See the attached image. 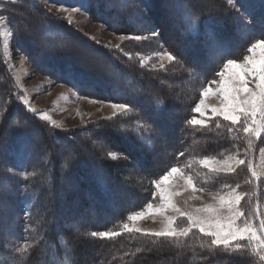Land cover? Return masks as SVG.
Masks as SVG:
<instances>
[{"label":"trees","instance_id":"trees-1","mask_svg":"<svg viewBox=\"0 0 264 264\" xmlns=\"http://www.w3.org/2000/svg\"><path fill=\"white\" fill-rule=\"evenodd\" d=\"M33 1L0 0V17L10 27L15 49L52 81L86 97L128 103L132 110L98 125L71 130L51 127L17 101L0 49V264H11L14 250L24 243L29 244V250L22 264H64L66 260L84 264L80 255L83 237L75 235V229L81 234L85 230L120 233L127 217L148 203L154 173L176 163H191L192 167L197 158L223 157L235 151L234 144L241 146L243 134L233 139L235 133L227 132L228 121L213 118L207 121V128L186 121L196 117L192 109L200 88L222 58L217 56L215 64L206 63L210 34L230 48V58L240 57L246 54L247 45L264 35V7L262 0H232L250 5L251 15L245 18L251 24L244 27L229 0H194L200 22L190 33L185 13L192 0H142L143 7H135L136 0H127V7L123 6L125 0H84L90 5L87 12L91 19L110 31L145 36L159 30L158 42L179 54L181 63L149 70L125 57L126 51H137L135 46L124 45L118 50L101 46ZM59 42L66 46H49ZM192 68L199 75H190ZM146 121H154L157 130L168 132L163 148L158 140L150 142L154 152L146 143ZM217 122L220 128H216ZM22 140L28 155L19 164L15 149ZM246 147L247 142L242 151ZM263 147L261 137L256 149ZM109 150H115L116 159L107 155ZM181 151L183 157L178 156ZM206 176L203 184L210 188L237 182L242 185L239 190L251 191L253 187L244 183L250 177L244 166L218 178L209 172ZM260 186L264 202V182ZM77 203L79 207H75ZM82 208L89 210L88 218L94 223L73 227L78 219L75 213ZM89 241L101 250L95 264H164L174 259L178 264L191 259L192 264H250L252 260L208 248V238L198 232L179 242L128 232L112 240Z\"/></svg>","mask_w":264,"mask_h":264},{"label":"snow or ice","instance_id":"snow-or-ice-1","mask_svg":"<svg viewBox=\"0 0 264 264\" xmlns=\"http://www.w3.org/2000/svg\"><path fill=\"white\" fill-rule=\"evenodd\" d=\"M15 2L16 0H10V3ZM229 3L231 9L238 14L236 19L242 21L244 27L249 26L251 20L246 19L245 16L246 14L249 17L251 15L250 5L233 3L232 0H229ZM123 6H128L127 0ZM134 6L143 7L144 5L142 0H136ZM261 6L264 7V0ZM89 7L87 2H82L79 9L73 8V11L87 10ZM186 9L187 30L193 33L200 22L194 0L186 6ZM64 11L67 10L64 9ZM48 34L52 35L51 28L48 29ZM159 35L158 29L151 31V37H159ZM147 38L141 35L130 37L134 40ZM49 46L65 47L66 45L59 42ZM205 46L207 49L206 63L215 64L217 56L222 58L219 65L213 68L211 75L205 78L199 91L198 103L192 109V112L198 113L201 118L197 119L193 116L186 123L207 128L208 120L222 118L229 122L227 132L230 135L235 133L232 138L240 139V133H242L247 147L241 153L239 147L234 144L235 151L224 159L205 156L200 159L199 163L216 178L222 174L235 173L240 166L246 167L250 177L244 183L253 185L252 190H239L242 185L238 182L235 184L222 183L219 188L215 185L210 188L206 183L198 182V175L189 170L191 163L171 164L165 170L153 174L150 181L152 192L146 206L127 217L128 221L135 222L148 215L159 216L163 224L162 229L155 232L144 231L134 226L130 227L128 223L123 224L122 227L129 233L136 232L177 242L181 239L186 240L190 234L198 232L208 238L207 247L210 249H223L228 254L237 253L241 256H249L252 258L250 264H264V202H262L260 186L264 182V162L258 170L253 163L254 157L249 155L253 140L260 139L261 134L264 133V35L246 46L244 49L246 54L236 58H230V48L214 34H210ZM160 55L169 62L181 63L178 58L179 54L174 55L172 51H162ZM189 74L199 75L195 68L190 69ZM210 100L213 102L210 103ZM20 101L29 112L36 113L35 108L29 107L30 101L27 97H20ZM112 108L119 110L120 113L132 110V106L128 103H114ZM43 119L47 121L49 117L44 116ZM146 123L149 124L145 129L149 133L146 143L150 150L155 151L150 144L153 140H158L163 148L169 138L167 130H157L154 121H146ZM215 126L216 128L221 127L218 122ZM260 153L264 161V148L260 149ZM107 155L116 159L115 150H109ZM184 155L183 151L178 153L180 157ZM121 158L128 159L127 156H121ZM225 189L227 191H224ZM189 192L191 200L201 201L199 206H182V204L187 205L188 201L181 202L178 198ZM197 193L207 194L211 199L204 201L202 195H197ZM153 201L156 203L154 204ZM119 235V232L112 231L91 232L93 238L101 240H112ZM28 250V243L16 248L12 254L11 264H22V257ZM17 253L19 256L16 255ZM64 264H69V261H64Z\"/></svg>","mask_w":264,"mask_h":264},{"label":"rangeland","instance_id":"rangeland-1","mask_svg":"<svg viewBox=\"0 0 264 264\" xmlns=\"http://www.w3.org/2000/svg\"><path fill=\"white\" fill-rule=\"evenodd\" d=\"M33 2L40 3L45 8H47L50 14H52L54 17H57L59 20L64 21L69 26L74 28L77 32L81 33L89 40L101 46L113 50L121 49L124 45L135 46V50L137 51H126L124 54L128 60L136 62L141 67L147 68L149 70H163L170 67V65L173 63L169 62L167 59L163 58L160 55L162 51L167 50H165V48L162 47V45L158 42V37H151L150 34L144 36L148 37L147 39H130V37L132 36L115 33L113 31H110L104 24L95 22L93 19H91L87 10L80 9L78 11H73V8L79 9L80 4L82 2H85L84 0H34ZM64 9H66L67 11H64ZM69 21H71V23H69ZM117 46H119V48ZM0 49L1 55L5 60L9 74L13 80V87L17 101L22 106H24L20 101V97H27L30 101L29 107L35 108L37 110L36 113H30L37 116L40 120L44 121L51 127H54L58 130L77 129L80 127L98 125L100 123L112 120L119 115L127 114L130 112L128 111L125 113H120L119 110L112 108V104L114 103L83 96L79 94L74 88L69 87L65 84L56 83L50 78L39 74L36 71L34 65L29 62V60L23 54L15 49L12 42V32L10 30V27L6 23L5 19L1 17ZM209 102L212 103L213 101L210 100ZM195 103H198V100ZM24 108L27 109L25 106ZM195 114L197 119L201 118L198 113ZM208 115H210V113ZM44 116L49 117V120H44ZM53 121L55 122L54 124L52 123ZM196 126L201 127L199 125ZM261 137H264V133L261 134ZM258 140L259 139L253 140L252 149H250V155L254 157L253 163L259 170L261 169L262 162L264 161H262L260 148L259 150L256 149V143ZM245 145L246 140H243L241 146L239 147L241 153L244 152L242 151V149ZM230 154L231 152L227 153L223 157L216 156V159L222 160ZM15 155L19 164H22L26 160V157L28 155V147L25 145L24 140L19 142L17 148L15 149ZM201 158L195 159L191 169L189 170L196 173L198 175V180L203 184V181L207 178L206 174L208 172L210 174L211 172L208 169H205L199 163ZM241 158H243V156H241ZM132 186L135 187L134 185ZM224 191L227 190L225 189ZM190 195V192L184 193L180 198H178L181 202H183L184 200L188 201L187 205L182 204V206H199L201 201L191 200ZM197 195H202L204 201H209L211 199L207 194L197 193ZM153 203L155 204L156 202L153 201ZM74 205L75 207H79L80 203ZM82 212L87 213L83 215ZM88 214H90L89 210H85L84 208H82L81 211L80 209H78L77 213H75V217L78 215V219L73 221L74 223L72 224V226L82 227L83 225L94 223V220L88 218ZM125 223H128L130 227L134 226L144 231L152 232L160 231L163 227L161 217H153L150 215L145 216L144 218L139 219L135 222L128 221L127 219L123 222V224ZM85 232L81 234L79 230L75 229L74 233L75 235L83 237V251L80 253V255L83 258L84 264H95L100 259L101 250H96L93 248L94 245L89 241L93 239V237L91 236V233H88V230H85ZM122 232L127 233L123 230V227H121L120 233ZM132 236L145 235L132 232ZM89 237L91 239H89ZM192 263L193 259H191L187 264ZM39 264H41V261L39 262ZM164 264L178 263L177 260L174 259L171 263H167L166 261L164 262Z\"/></svg>","mask_w":264,"mask_h":264}]
</instances>
